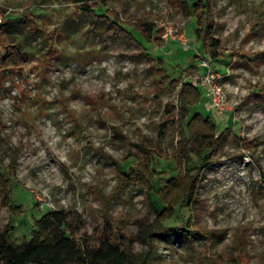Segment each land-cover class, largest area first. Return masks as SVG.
<instances>
[{"label": "rangeland", "instance_id": "374dc122", "mask_svg": "<svg viewBox=\"0 0 264 264\" xmlns=\"http://www.w3.org/2000/svg\"><path fill=\"white\" fill-rule=\"evenodd\" d=\"M213 2L214 30L199 42L196 16L169 0H107L95 12L108 19L71 0H0V24L20 21L13 38L25 59L0 72V167L11 189V206L0 196V229L15 228L12 240L29 239L35 220L61 210L80 215L81 239L125 236L154 253L149 264H264V0ZM107 10L129 36L115 33ZM165 21L190 43L147 40L134 27L162 32ZM201 56L227 95L222 114L200 86ZM180 80L199 86L204 98L189 117L214 120L219 141L197 199L165 223L190 236H151L149 245L141 231L165 208L156 191L177 175L179 86L170 82ZM141 162L154 169L151 187L124 182Z\"/></svg>", "mask_w": 264, "mask_h": 264}, {"label": "trees", "instance_id": "16d2710c", "mask_svg": "<svg viewBox=\"0 0 264 264\" xmlns=\"http://www.w3.org/2000/svg\"><path fill=\"white\" fill-rule=\"evenodd\" d=\"M71 1L93 19H108L107 16H100L95 12L99 7H107V0ZM92 1L96 4H91ZM169 1L176 3L185 15L196 16L198 29L195 35L199 42L205 41L211 35L214 23L208 21L207 16L212 13L213 0H194L192 5L188 0ZM107 14L116 20V34L130 35L117 24L121 21L117 12L107 10ZM19 22L10 19L1 21L0 72L11 73L25 64L23 48L16 44L13 38V32ZM134 27L147 40L155 39L159 42L161 39V30L153 23L136 22ZM211 41L213 47L219 46L217 40ZM212 57L217 59L219 54L214 51ZM158 75L163 84L169 82L163 70L158 71ZM170 84L179 86L176 94L177 116L171 121L179 128L180 140L172 159L177 175L156 191L165 208L158 214L152 231H141V238L149 245L151 236H168L171 239L190 236L183 227L168 226L165 223L172 221L177 211L188 208L190 203L197 199L202 173L213 163L219 141L214 120L201 113L189 117L190 108L201 103L204 98L200 88L196 84L181 80ZM152 155L149 152V157ZM190 167H193L192 171ZM123 178L127 184L151 187L154 169L149 162H141L129 168L128 174L123 175ZM6 182L9 180L0 167V196L4 197L5 205L11 206V189H7ZM79 216L77 213L70 215L61 210L49 211L34 221L31 237L21 243L11 239L15 228L9 226L4 230L0 229V264H149L154 253L150 249L137 252L132 245L133 241L125 236L119 237L109 233L97 245H91L84 238L81 239L82 220Z\"/></svg>", "mask_w": 264, "mask_h": 264}, {"label": "built area", "instance_id": "2783aa9c", "mask_svg": "<svg viewBox=\"0 0 264 264\" xmlns=\"http://www.w3.org/2000/svg\"><path fill=\"white\" fill-rule=\"evenodd\" d=\"M161 27L164 28L161 39L166 43L169 41H177L183 46H187L189 44L188 39L185 36V32L183 33L180 29L178 30L177 28H174L172 23L165 21L161 24ZM198 60L200 61V65L206 69L205 73L201 77L200 86L204 90V95L209 99L213 109L219 114H222L225 111L227 95L221 86L215 84V78L211 74V66L209 65V62L202 56Z\"/></svg>", "mask_w": 264, "mask_h": 264}]
</instances>
